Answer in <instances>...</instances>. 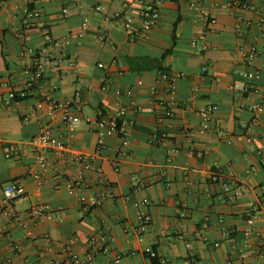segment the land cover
I'll return each instance as SVG.
<instances>
[{
	"label": "crops",
	"instance_id": "1",
	"mask_svg": "<svg viewBox=\"0 0 264 264\" xmlns=\"http://www.w3.org/2000/svg\"><path fill=\"white\" fill-rule=\"evenodd\" d=\"M240 1L248 7L231 14L230 0H163L147 39L132 40L94 7L128 12L138 28L135 0H0V200L19 184L14 209L26 221L0 217V264H264V0ZM238 18L249 22L242 31ZM162 69L184 74L173 95ZM235 81L252 86L235 92ZM74 97L81 102L67 112L80 118L76 127L59 106ZM121 107L127 144L108 136L95 153L97 129L85 119ZM46 124L66 151L41 150L49 162L41 166L31 140ZM71 153L80 159L68 161ZM70 180L86 187L75 192ZM225 185L241 193L231 199ZM98 194L95 207L79 199ZM141 210L151 216L143 229ZM99 235L107 240H90Z\"/></svg>",
	"mask_w": 264,
	"mask_h": 264
},
{
	"label": "built area",
	"instance_id": "2",
	"mask_svg": "<svg viewBox=\"0 0 264 264\" xmlns=\"http://www.w3.org/2000/svg\"><path fill=\"white\" fill-rule=\"evenodd\" d=\"M136 3L139 6L138 9V14L140 16V25L138 28L134 27L133 24V18L132 15L128 12H121V11H116L112 15L105 13V8L102 5H96L94 7V11L96 14L100 15L108 24L113 25V26H120L123 27L129 34L130 39L136 40V39H147L148 33L150 30L156 26L158 23L160 13H159V7L163 3V0H151L150 2L145 1V0H135ZM231 8L230 12L231 14H234V9L237 7H248V5L242 3L240 0H230ZM26 16L31 18L34 13L31 10H26ZM203 18L208 24H213L215 22L214 18L210 16L208 11L204 10L202 11ZM27 26L30 24L26 23ZM249 25L248 20L238 18L236 23H235V29L237 31H242L244 28H246ZM258 25L264 26V15L259 14V21ZM46 39L48 42H52L54 45L61 46L62 44H66L67 41L64 40L63 43L59 42L58 40H53L50 36H46ZM193 45H196V42H192ZM197 50L200 52L204 50L202 46H197ZM257 53V49L255 45H251L248 49V55L250 57L254 56ZM44 62H49L48 58H43ZM102 64L99 63L98 66H101ZM207 67H203V71H205ZM43 73V69L40 65L35 67L34 72H30V80L35 82ZM184 74L182 72H170L167 69H162L159 72V80L164 83L165 85V90L173 95L175 93L176 89V82L178 79L182 78ZM244 76H248V74H244ZM251 84H242L238 81L233 82L230 85V88L235 91V92H245L249 87H251ZM125 95L129 96L130 92L127 90L125 92ZM14 96L13 93L9 94V97L12 98ZM81 102L79 97H74V98H67L65 99L62 103L59 104L61 108H63V116L62 119L70 126L76 127L79 122L80 118L78 116H72L69 115L67 112V108H69L73 104H79ZM157 103L159 105L164 106V101L158 99ZM41 104H39L40 106ZM211 108H208L207 110H204L201 113L202 116L206 117L208 114V111H210ZM251 109L256 112L257 114H260L263 111V106L261 104H253L251 106ZM126 110L124 107H121L118 109L115 114L109 115L105 114L102 111H98L95 117H87L85 121L91 125H94L97 129V145L95 149V153H99L100 150L104 147L105 144V139L108 136L112 135H119L122 140V144L126 145L127 140L126 137L123 136L124 134V128L125 125L127 124L125 117ZM172 110L170 107H165V112L164 116L170 117L172 116ZM249 128L244 127V130L242 134L240 135V138H244L247 142L250 141V134H249ZM31 144L33 147L38 151L35 154V159L36 161L41 165V166H46L48 165L49 162H47L45 156L40 153L41 150L43 149H52L57 152H64L66 151V146L62 143V141L53 135L51 131V127L49 125H44L41 128L40 133L35 136L31 140ZM15 146L10 145L5 153L6 157H9L14 151H15ZM80 159V156L75 153H71L67 156L68 161H73V160ZM214 180L217 179L216 176L212 177ZM68 187L71 188L73 191L78 192L81 190V188L84 186L86 187V184H82L77 180H70L67 183ZM225 190H229V187L225 185ZM262 192L264 193V186L261 188ZM230 196L229 198H234L238 196L241 192L240 190L233 189L229 190ZM24 198V193L21 189V186L15 182L8 183L2 190V198L0 200V217L5 216L10 218L11 220L17 221L22 227H26V221L24 217L19 214L18 212L15 211L14 209V204ZM100 198L101 195H93V196H81L79 197L80 201L86 205H89L91 207L98 206L100 204ZM148 200L144 198L142 200V203L145 204L147 203ZM251 210H254L253 208ZM137 219L140 223V228L143 229L149 222L151 221V216L146 213L145 211H139L137 214ZM254 220V214H250L249 219L247 220L248 224H253ZM91 241H105L107 240V237L105 235H99L97 237L92 236L90 238ZM71 259L77 260V255L71 252L70 249H65ZM147 252L150 253V255H154L155 253L147 249ZM93 252L87 254L85 260L86 262H91L93 260Z\"/></svg>",
	"mask_w": 264,
	"mask_h": 264
}]
</instances>
